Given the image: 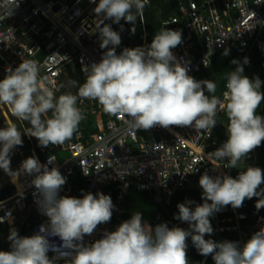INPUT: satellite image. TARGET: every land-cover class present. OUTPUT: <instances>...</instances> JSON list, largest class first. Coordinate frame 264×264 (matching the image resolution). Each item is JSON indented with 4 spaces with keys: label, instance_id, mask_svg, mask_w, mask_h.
I'll list each match as a JSON object with an SVG mask.
<instances>
[{
    "label": "clouds",
    "instance_id": "9594fccd",
    "mask_svg": "<svg viewBox=\"0 0 264 264\" xmlns=\"http://www.w3.org/2000/svg\"><path fill=\"white\" fill-rule=\"evenodd\" d=\"M146 4L147 0H99L94 8V31L99 34L100 48L107 51L100 62L83 69L85 80L77 94L66 92L57 98L55 84L40 77L39 62L28 59L14 70L5 69L6 75L0 80V104L9 105L14 117L28 122L30 137L45 148L63 145L78 132L81 121L86 119L78 101H97L106 114L126 118V131L133 136L137 130L157 126L212 130L217 125L218 108H226L227 140L207 156L224 161L228 169H236L264 142V117L257 114L264 102L261 80L244 75L243 65L249 63L248 58L243 64L233 60L236 67L226 77L225 106L215 95L214 81H197L188 74L190 62L182 64L177 60L172 49L182 43V32L171 30L168 25L153 35L149 45L125 48L117 54L121 36L105 21L120 24L124 20L133 25L134 34ZM223 54L228 55V50ZM17 146H23L22 132L15 125L0 129V169L13 182L21 175L34 177L31 186L36 190L38 210L47 223L31 236H21L11 228L10 250L0 251V264H57L59 260L66 264H189V237L198 253L211 256L214 264H264V228L243 246L237 241L205 239L214 232L211 218L223 207L239 209L246 199L256 197L257 211L264 208V188L260 187L264 184V171L259 167L247 166L236 178L204 172L199 178L204 202L194 209L191 205L195 202L191 200L177 205L174 219L187 223V229L161 223L154 228L147 225L146 230L142 212H135L115 231H106L101 239L88 244L85 237L111 221L115 208L111 197L99 192H82V198L61 196L66 178L58 168L49 169L35 156L22 161L20 168L13 171L11 156ZM53 161L55 156L49 157L48 162ZM218 168L219 165L214 167ZM57 237L59 246L52 241ZM50 251L56 255L50 258Z\"/></svg>",
    "mask_w": 264,
    "mask_h": 264
},
{
    "label": "built area",
    "instance_id": "2783aa9c",
    "mask_svg": "<svg viewBox=\"0 0 264 264\" xmlns=\"http://www.w3.org/2000/svg\"><path fill=\"white\" fill-rule=\"evenodd\" d=\"M98 2L0 0V80L5 77L6 68L14 70L22 60L33 59L39 62L40 77H47L55 84L57 98L63 90L64 76L68 79L67 84L69 81L71 84L78 82L73 93L77 94L79 85L85 80L83 69L100 62L107 51L100 48L99 34L94 31L97 20L94 8ZM155 2L147 0L135 40L128 37L125 21L120 24L105 21L114 31L119 26L121 44L116 48L117 54L125 48L149 45L153 35L168 25L171 30L182 32V43L172 51L182 64L190 62L188 74L195 79L217 52L227 49L250 58L256 51L264 56V0H178L177 12L151 28L147 25L146 15L156 7ZM77 68H80V75H70V71L74 73ZM226 91L225 84L220 95L225 106L228 103L224 96ZM78 107L86 119L81 121L72 139L63 145L45 148L26 131L22 135L23 146L14 149L11 160L15 171L31 156L37 157L49 169L58 168L66 178L61 196L82 198V192L93 195L99 192L111 197L115 206L111 221L99 225L93 235L86 236L85 243L101 239L104 232L115 231L128 220L125 205L130 191L148 193L157 208L152 221L145 223L146 230H149L147 225L154 228L165 223L168 208L177 195L194 191L202 197L199 178L204 172L211 176L229 175L224 161L217 162L207 156L225 142L217 137V133L226 108H218L217 125L212 130L157 126L147 131L137 130L133 136L126 131V118L108 116L97 101H78ZM16 119L9 105L0 104L1 124L4 121L8 126L15 125ZM86 128L93 130L87 136L84 134ZM51 156H55V161L49 163ZM217 165L220 168L214 169ZM33 178L21 175L16 182L10 178L15 190L0 201V217L4 218L1 224L10 229L19 232L20 218L28 214L35 216V221L23 233H29V236L47 223V218L38 210L36 190L31 186ZM212 219L214 233L236 232V241L243 246L244 238L250 232L249 222L256 223V228L264 224V211H257L244 201L239 209L230 205L223 207ZM23 222L27 223V220L23 219ZM182 224L186 223L173 217V227ZM52 241L57 246L61 243L58 237ZM48 255L56 253L50 251Z\"/></svg>",
    "mask_w": 264,
    "mask_h": 264
},
{
    "label": "trees",
    "instance_id": "16d2710c",
    "mask_svg": "<svg viewBox=\"0 0 264 264\" xmlns=\"http://www.w3.org/2000/svg\"><path fill=\"white\" fill-rule=\"evenodd\" d=\"M156 7L149 10L146 15L147 25L148 27H155L160 22L161 19H165L177 12V5L178 0H156ZM119 26L115 28V31L119 33ZM135 35V33H134ZM225 52V51H224ZM224 52H217L211 56L210 64L206 67H202V69L197 74L196 80H212L216 83L217 89L215 95L220 98V95L223 91V88L227 82L226 77L228 74L235 70L236 65L232 64L233 60L239 61L241 64L243 63L245 56H240L233 51H228V55H224ZM249 63L244 67V75L249 77L250 79L254 77H259L261 80V91L264 92V56L259 52L254 51L250 58H248ZM76 74L77 76L80 75V68H77L76 71L73 73V70L70 71V75ZM51 114V113H50ZM257 114L264 117V102L261 103L260 107L257 109ZM109 116V115H108ZM228 118L226 112L223 116L221 123L218 126V134L217 137L223 139L226 142L227 140V127H228ZM15 125L17 128H20V121L15 120ZM31 125H27V130H29ZM89 131H93L91 128L89 130L84 131V134L87 136ZM254 156L258 159L256 163L250 164L251 167H259L262 171H264V142H262L261 146L257 147L254 151ZM247 167V164L244 165ZM11 169L15 171L13 163H11ZM245 170V169H244ZM243 170V171H244ZM240 169L237 168L233 171H230V176L232 178H236L239 175ZM264 188V184L260 186ZM15 190V186L10 181V177L6 175L2 169H0V201L9 197L13 191ZM188 193H181L173 199L172 204L168 208V212L166 213L165 223L168 225L169 228H172V219L175 215H178V208L177 205L180 203H185L188 200L194 201L195 203L191 205L194 209L196 205L202 204L203 201L200 198L197 192L191 191ZM130 198L127 202V217L128 219L131 218V215L135 212H142L143 219L145 223L151 222L153 217L156 214V207L152 203V200L148 193H138L134 191H130ZM256 197L252 198L251 200L246 199L249 205L255 207L257 203ZM261 210L264 211V208ZM213 219L211 218V224ZM256 223L249 222L250 230L247 237L244 238L245 242L251 238V236L259 231L261 228H264V224H260L257 226L258 228L254 227ZM3 227V224L0 223V229ZM178 227H182L184 229L188 228L187 223L179 225ZM254 229V230H253ZM21 236H27L22 234ZM238 238L236 232H228L224 234L217 235L213 232L211 236H205V239H213L216 242L222 241H236ZM188 249H187V258L189 260V264H214L211 256L204 257L201 256L195 247L191 243V239L189 237L188 241ZM51 258L52 256L49 255ZM57 264H66L65 262L58 261Z\"/></svg>",
    "mask_w": 264,
    "mask_h": 264
},
{
    "label": "rangeland",
    "instance_id": "374dc122",
    "mask_svg": "<svg viewBox=\"0 0 264 264\" xmlns=\"http://www.w3.org/2000/svg\"><path fill=\"white\" fill-rule=\"evenodd\" d=\"M126 24H127L128 30H129L128 37H131L130 38L131 40H135L136 37L132 34V31H131V29L133 28V25L129 24V23H126ZM138 26H139V19L137 20V22L135 24V33H137ZM16 120L20 121V126L21 127L18 128V130H20L22 132V135L25 134L26 131H29V130H27V125H30L28 122L21 121L19 119H16ZM3 125L5 127L8 126V124L5 123L4 121L2 122L1 127H3ZM257 161H258V159L254 156V153L251 152L249 154L248 158H246L244 162L242 160L237 165V170L240 169V171H243L245 169L244 165L247 164V166H251L250 164L256 163ZM11 163H13L12 160H11ZM233 170H235V169H228L229 175H230V171H233ZM23 219L27 220V223H24ZM27 227H28V219H27V217H21L20 221H19V235H22L24 233V231L27 229ZM9 234H10V229L7 230L4 226L1 227V229H0V251H9L10 250V241L8 240Z\"/></svg>",
    "mask_w": 264,
    "mask_h": 264
},
{
    "label": "crops",
    "instance_id": "0c3cea01",
    "mask_svg": "<svg viewBox=\"0 0 264 264\" xmlns=\"http://www.w3.org/2000/svg\"><path fill=\"white\" fill-rule=\"evenodd\" d=\"M122 21V23L124 22V20H121ZM124 26H126V23L124 22ZM127 27V26H126ZM133 34V33H132ZM134 35V34H133ZM135 35H136V33H135ZM134 35V36H135ZM131 38V37H130ZM129 39V38H128ZM68 80V79H67ZM67 80L66 81H64L63 82V90H62V94H65L66 92H69L68 91V86H69V84H71L70 83V81H69V83L67 84L66 82H67ZM50 114V113H49ZM51 115V114H50ZM1 122H0V127H1ZM218 134V133H217ZM220 138V137H219ZM221 140H223L222 138H220ZM186 194V193H185ZM190 193H188V194H186V195H189ZM128 200H129V198L126 200V205H125V207H126V214H127V202H128ZM152 200V199H151ZM152 203H153V201H152ZM154 204V203H153ZM154 206H155V204H154ZM156 207V206H155ZM156 213H157V208H156ZM156 215V214H155ZM4 226V225H3ZM7 230L8 229H10L9 227H7V226H4Z\"/></svg>",
    "mask_w": 264,
    "mask_h": 264
},
{
    "label": "flooded vegetation",
    "instance_id": "af4514ba",
    "mask_svg": "<svg viewBox=\"0 0 264 264\" xmlns=\"http://www.w3.org/2000/svg\"><path fill=\"white\" fill-rule=\"evenodd\" d=\"M63 80H65V81L67 80L65 76L63 77ZM76 89H77V86L75 84H69L68 91L70 93H72V94L75 93ZM61 95H63L62 92H61Z\"/></svg>",
    "mask_w": 264,
    "mask_h": 264
},
{
    "label": "bare ground",
    "instance_id": "6f19581e",
    "mask_svg": "<svg viewBox=\"0 0 264 264\" xmlns=\"http://www.w3.org/2000/svg\"><path fill=\"white\" fill-rule=\"evenodd\" d=\"M28 226H30L31 222L35 221V216L33 214H28Z\"/></svg>",
    "mask_w": 264,
    "mask_h": 264
},
{
    "label": "water",
    "instance_id": "95a60500",
    "mask_svg": "<svg viewBox=\"0 0 264 264\" xmlns=\"http://www.w3.org/2000/svg\"><path fill=\"white\" fill-rule=\"evenodd\" d=\"M27 236H29V233H27Z\"/></svg>",
    "mask_w": 264,
    "mask_h": 264
}]
</instances>
